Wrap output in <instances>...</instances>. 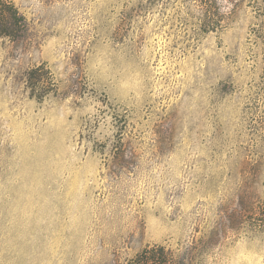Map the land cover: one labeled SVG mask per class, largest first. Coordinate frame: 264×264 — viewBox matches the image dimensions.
I'll list each match as a JSON object with an SVG mask.
<instances>
[{
    "label": "rangeland",
    "instance_id": "rangeland-1",
    "mask_svg": "<svg viewBox=\"0 0 264 264\" xmlns=\"http://www.w3.org/2000/svg\"><path fill=\"white\" fill-rule=\"evenodd\" d=\"M217 1L8 0L0 264H264V0Z\"/></svg>",
    "mask_w": 264,
    "mask_h": 264
},
{
    "label": "trees",
    "instance_id": "trees-1",
    "mask_svg": "<svg viewBox=\"0 0 264 264\" xmlns=\"http://www.w3.org/2000/svg\"><path fill=\"white\" fill-rule=\"evenodd\" d=\"M214 3L217 7L218 1L214 0ZM25 25V17L18 8L8 0H0V35L15 39L24 31ZM43 69L44 66L39 65L32 68L28 73L27 84L34 93L44 81V76L40 73ZM161 252L159 255L153 254V257L159 264H166L162 258H159L160 255L164 257V249H161Z\"/></svg>",
    "mask_w": 264,
    "mask_h": 264
}]
</instances>
